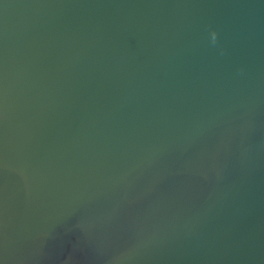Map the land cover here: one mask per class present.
Segmentation results:
<instances>
[{"label": "water", "instance_id": "obj_1", "mask_svg": "<svg viewBox=\"0 0 264 264\" xmlns=\"http://www.w3.org/2000/svg\"><path fill=\"white\" fill-rule=\"evenodd\" d=\"M0 264H264V0H0Z\"/></svg>", "mask_w": 264, "mask_h": 264}, {"label": "clouds", "instance_id": "obj_2", "mask_svg": "<svg viewBox=\"0 0 264 264\" xmlns=\"http://www.w3.org/2000/svg\"><path fill=\"white\" fill-rule=\"evenodd\" d=\"M213 41H215V36L213 37Z\"/></svg>", "mask_w": 264, "mask_h": 264}]
</instances>
